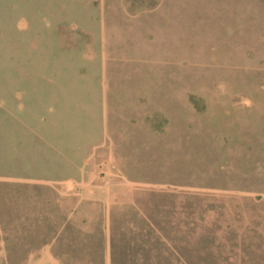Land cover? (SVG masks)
<instances>
[{
  "label": "rangeland",
  "instance_id": "rangeland-1",
  "mask_svg": "<svg viewBox=\"0 0 264 264\" xmlns=\"http://www.w3.org/2000/svg\"><path fill=\"white\" fill-rule=\"evenodd\" d=\"M59 232L264 264V0H0V264Z\"/></svg>",
  "mask_w": 264,
  "mask_h": 264
},
{
  "label": "crops",
  "instance_id": "crops-1",
  "mask_svg": "<svg viewBox=\"0 0 264 264\" xmlns=\"http://www.w3.org/2000/svg\"><path fill=\"white\" fill-rule=\"evenodd\" d=\"M57 243L61 248L57 251L51 241L44 243L41 254L29 264H111V252L106 237L101 238L100 246L95 251L91 249L79 251L75 237L71 238L62 232L57 234Z\"/></svg>",
  "mask_w": 264,
  "mask_h": 264
}]
</instances>
